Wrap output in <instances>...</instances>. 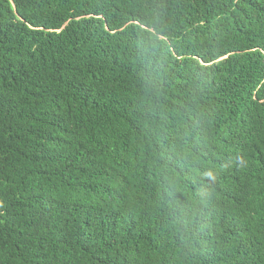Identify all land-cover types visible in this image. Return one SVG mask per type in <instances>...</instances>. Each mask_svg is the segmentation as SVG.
Segmentation results:
<instances>
[{
  "label": "trees",
  "instance_id": "1",
  "mask_svg": "<svg viewBox=\"0 0 264 264\" xmlns=\"http://www.w3.org/2000/svg\"><path fill=\"white\" fill-rule=\"evenodd\" d=\"M0 264H264V0H0Z\"/></svg>",
  "mask_w": 264,
  "mask_h": 264
}]
</instances>
